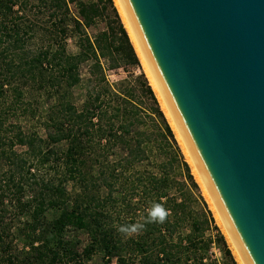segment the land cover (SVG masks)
I'll list each match as a JSON object with an SVG mask.
<instances>
[{
    "label": "trees",
    "instance_id": "16d2710c",
    "mask_svg": "<svg viewBox=\"0 0 264 264\" xmlns=\"http://www.w3.org/2000/svg\"><path fill=\"white\" fill-rule=\"evenodd\" d=\"M121 21L113 0H0V264H237ZM153 201L166 222L117 231Z\"/></svg>",
    "mask_w": 264,
    "mask_h": 264
},
{
    "label": "water",
    "instance_id": "95a60500",
    "mask_svg": "<svg viewBox=\"0 0 264 264\" xmlns=\"http://www.w3.org/2000/svg\"><path fill=\"white\" fill-rule=\"evenodd\" d=\"M247 264H264V0H122Z\"/></svg>",
    "mask_w": 264,
    "mask_h": 264
},
{
    "label": "bare ground",
    "instance_id": "6f19581e",
    "mask_svg": "<svg viewBox=\"0 0 264 264\" xmlns=\"http://www.w3.org/2000/svg\"><path fill=\"white\" fill-rule=\"evenodd\" d=\"M117 9H118V12L120 14V18L128 32V35L130 37V40L134 46V49L140 59V62L142 64V67H143V70L144 72L146 73L147 77H148V80H149V83L159 101V104H160V107L162 109V111L164 112L173 132H174V135H175V138L178 142V144L180 145V148L185 156V159L187 160V162L189 163L190 167H192V170H193V173L195 174V179H197L201 185V190L203 192V195L205 197V199L207 200L210 208L213 210L214 214H215V217L216 219L218 220V222H220L222 225H223V228H224V231L226 233V235L228 236V238L230 239V242L232 243L234 249H235V252H236V255H237V259L239 261L240 264H247V262L245 261L236 241L234 240L233 236H232V233L210 191V189L208 188L203 176H202V173L194 159V156L187 144V141L182 133V130L162 92V89L154 75V72L148 62V59L145 55V52L142 48V45L138 39V36L135 32V29L132 25V22L130 20V17L126 11V8L122 2V0H113ZM196 180V181H197ZM235 255V256H236ZM237 261V262H238Z\"/></svg>",
    "mask_w": 264,
    "mask_h": 264
},
{
    "label": "rangeland",
    "instance_id": "374dc122",
    "mask_svg": "<svg viewBox=\"0 0 264 264\" xmlns=\"http://www.w3.org/2000/svg\"><path fill=\"white\" fill-rule=\"evenodd\" d=\"M113 3H114V1H113ZM114 5H115V3H114ZM115 7H116V5H115ZM116 9H117V7H116ZM117 11H118V9H117ZM118 14H119V12H118ZM119 16H120V14H119ZM120 19H121V18H120ZM121 22H122V21H121ZM139 62H140V59H139ZM133 70L135 71V73H139L140 70H141V71L144 73V75H145V77L147 78V80H148V77H147L146 73H145L144 70H143V67H142L141 62H140V69H139V68H133ZM126 75H127V73L124 72V71H122L121 69H119V70H115V71H108V78L110 79V81H116V80H118V79H122V78L126 77ZM148 83H149V80H148ZM149 84H150V83H149ZM151 88H152V87H151ZM152 90H153V89H152ZM153 92H154V91H153ZM154 94H155V93H154ZM158 103H159V102H158ZM159 105H160V104H159ZM164 116H165V115H164ZM166 119H167V118H166ZM167 121H168V120H167ZM168 123H169V122H168ZM172 131H173V130H172ZM173 133H174V132H173ZM174 136H175V135H174ZM177 143H178V142H177ZM178 145H179V144H178ZM179 147H180V145H179ZM18 149H20V148H18ZM180 149H181V148H180ZM181 152H182V150H181ZM182 154H183V152H182ZM183 156H184V154H183ZM184 159H185V156H184ZM185 161L187 162L186 159H185ZM187 163H188V162H187ZM188 165H189V163H188ZM189 167H190V165H189ZM0 168H1V167H0ZM190 171H191V174L193 175V178H194L195 182L197 183V185H198V187H199V190H200V192H201L202 197L204 198L205 202L207 203L208 208L210 209V211H211V213H212V215H213V217H214V221H215L216 225H217L218 228L220 229L221 233L224 235V238H225V240H226V243H227L229 249L231 250V253L233 254V256H234V258H235V260H236V262H237L238 259H237V255H236L235 249H234L232 243L230 242V239H229L228 236L226 235V233H225V231H224V228H223V225H222L220 222H218V220H217L216 217H215V214H214L213 210L210 208V206H209L207 200L205 199V197H204V195H203V192H202V190H201V189H202V188H201V185H200L199 181H198L197 179H195L196 177H195V174L193 173L192 167H190ZM196 180H197V181H196ZM213 252H214V256L220 259V252L218 251V249H217V248H214V249H213ZM235 255H236V256H235ZM88 264H100V261H99V257H98V255H94V256L92 257V259L89 261ZM111 264H114V262H112ZM237 264H240L239 261L237 262Z\"/></svg>",
    "mask_w": 264,
    "mask_h": 264
},
{
    "label": "clouds",
    "instance_id": "9594fccd",
    "mask_svg": "<svg viewBox=\"0 0 264 264\" xmlns=\"http://www.w3.org/2000/svg\"><path fill=\"white\" fill-rule=\"evenodd\" d=\"M169 211L163 206L162 203H157L155 201L150 203L147 209L146 216L143 217V222L122 224L116 226L117 231L123 235H131L142 231L149 223H164L166 222Z\"/></svg>",
    "mask_w": 264,
    "mask_h": 264
}]
</instances>
